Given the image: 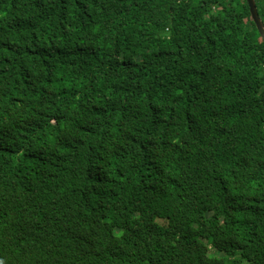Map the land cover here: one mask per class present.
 Masks as SVG:
<instances>
[{"label":"trees","instance_id":"1","mask_svg":"<svg viewBox=\"0 0 264 264\" xmlns=\"http://www.w3.org/2000/svg\"><path fill=\"white\" fill-rule=\"evenodd\" d=\"M0 264H264L247 0H0Z\"/></svg>","mask_w":264,"mask_h":264},{"label":"water","instance_id":"2","mask_svg":"<svg viewBox=\"0 0 264 264\" xmlns=\"http://www.w3.org/2000/svg\"><path fill=\"white\" fill-rule=\"evenodd\" d=\"M247 2H248V5L250 7L252 20L255 23V25L258 29V32L261 35L262 40L264 41V25H263L262 20L259 17L256 1L255 0H247Z\"/></svg>","mask_w":264,"mask_h":264},{"label":"rangeland","instance_id":"3","mask_svg":"<svg viewBox=\"0 0 264 264\" xmlns=\"http://www.w3.org/2000/svg\"><path fill=\"white\" fill-rule=\"evenodd\" d=\"M248 3V2H247ZM249 11H250V7H249ZM259 13V12H258ZM250 14H251V12H250ZM259 17H260V15H259ZM251 18H252V16H251ZM261 19V18H260ZM262 20V19H261ZM263 22V21H262ZM263 25H264V23H263Z\"/></svg>","mask_w":264,"mask_h":264}]
</instances>
